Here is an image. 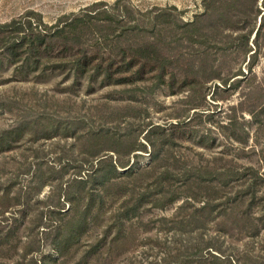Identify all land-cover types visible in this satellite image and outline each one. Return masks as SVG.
Instances as JSON below:
<instances>
[{
  "label": "rangeland",
  "instance_id": "obj_1",
  "mask_svg": "<svg viewBox=\"0 0 264 264\" xmlns=\"http://www.w3.org/2000/svg\"><path fill=\"white\" fill-rule=\"evenodd\" d=\"M117 1L0 0V24L31 11L53 23L62 15L84 14L94 6L108 8L112 16L106 18L115 19L111 25L93 24L86 35L94 54L99 45L107 51L106 58L121 53V47L131 53L130 43L143 45L151 39L168 56L166 63L164 58H142L145 64L134 68L140 70L142 80L125 84L102 85L101 78L78 82L67 79L66 72H50L43 81L18 80L9 67L0 72V138L4 130L9 132L0 141V237L4 242L0 260L8 264H56L54 226L62 217L60 211L66 213L70 206L63 195L65 182L75 177L78 165H83L84 174L101 158L116 159L115 151L124 163H134L136 169L146 167L153 147L145 136L154 125L169 127L191 119L189 128L194 131L170 148L189 164L219 163L214 155L222 150L227 151L228 162L232 158L250 162L247 157L237 158L238 142L221 135L232 131L220 127L231 119L249 132L247 149L256 145L264 149V0ZM126 21L139 28L120 35L119 25ZM140 51L142 56L146 53ZM121 65L116 62L111 68L118 70ZM163 65L167 75L160 77L158 69ZM255 105L257 117L248 112ZM101 130L99 138H92ZM239 133L243 134L241 129ZM205 134L209 137L203 140ZM128 168L118 167L121 172ZM181 202L150 214L170 216ZM118 204L114 202L95 218L80 241L69 247V255L79 260L89 248L86 243L101 242L104 253L99 264H145L157 257L156 240L143 239L137 232L117 249L103 247ZM2 208L6 210L1 212ZM137 226L134 223V231ZM214 235L218 236L215 244L229 258L246 253L249 262L264 264L260 236ZM126 246L129 249L124 251ZM96 257L92 255L90 261Z\"/></svg>",
  "mask_w": 264,
  "mask_h": 264
},
{
  "label": "trees",
  "instance_id": "obj_2",
  "mask_svg": "<svg viewBox=\"0 0 264 264\" xmlns=\"http://www.w3.org/2000/svg\"><path fill=\"white\" fill-rule=\"evenodd\" d=\"M108 11L111 12L108 8L94 6L84 14L62 15L53 23L44 21L31 11L1 23L0 72L9 67L18 80L40 81L50 72H66L67 79L73 77L78 82H93L101 78L102 85H111L142 80L139 78L142 76H138L140 70L135 71L134 68L145 64L142 63L144 57L164 58V63L168 61V56L151 39L143 45L130 43L131 53L121 47V53H110L106 58L107 51L99 45L101 48L94 49V54L88 47L86 35L93 24L111 25L115 19L106 18L112 16ZM128 21L119 25L120 35L139 28V24L129 25ZM141 49L146 52L143 56L139 53ZM116 62L122 65L118 70H112ZM104 64L108 66L105 68ZM158 70L160 77L167 75L166 66ZM257 106L248 110L253 117L258 116L255 112ZM190 121L181 120L169 127L154 125L148 130L145 137L153 150L150 164L146 167L136 169L134 163H124L118 151H115L116 159L113 156L101 158L84 174L83 165H78L75 177L65 182L62 188L64 199L70 202V206L66 213L60 211L62 217L56 219L54 226L53 246L59 254L53 259L56 264L101 263L104 253L101 242L86 243L89 248L79 260L69 255L68 250L73 243L80 241L95 218L111 209L117 201L119 204L111 216L114 221L106 230L103 247L108 246L107 249L114 250L123 242L129 243L137 232L143 239L156 240L153 246L159 253L145 264H253L246 253L236 259L226 256L215 244L214 239L218 236L214 233L260 236L261 251H264V149L257 148V145L247 149L249 132L240 126L237 119H231L220 127L232 131L222 129L221 135L238 142L241 147L237 158L247 157L250 162L238 163L234 158L228 162V153L222 150L214 155L219 163H210L209 160L203 164L185 163L183 156L170 148L186 133L194 131L189 128ZM240 129L243 134L239 133ZM8 133L4 130L0 141ZM154 133H160L155 140L151 138ZM102 134V130L95 132L92 138H99ZM203 137L205 140L209 136L205 134ZM128 165L125 172L118 169ZM179 200H182L181 204L170 216L150 214L152 210H164ZM5 210L2 208L1 212ZM134 223H138L137 231L133 229ZM150 231H154L152 236L148 235ZM8 236L6 234L4 238ZM15 237L22 239L20 235ZM2 243L3 238L0 237V246ZM128 249L126 246L124 251ZM92 255L97 256L93 263L89 258ZM0 264L8 263L0 260Z\"/></svg>",
  "mask_w": 264,
  "mask_h": 264
}]
</instances>
